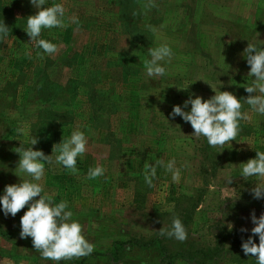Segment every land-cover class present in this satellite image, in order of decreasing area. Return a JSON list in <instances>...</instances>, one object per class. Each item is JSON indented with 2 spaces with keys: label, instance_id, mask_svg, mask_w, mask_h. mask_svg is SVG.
<instances>
[{
  "label": "rangeland",
  "instance_id": "374dc122",
  "mask_svg": "<svg viewBox=\"0 0 264 264\" xmlns=\"http://www.w3.org/2000/svg\"><path fill=\"white\" fill-rule=\"evenodd\" d=\"M0 229V264H264L216 239L264 235V0H0Z\"/></svg>",
  "mask_w": 264,
  "mask_h": 264
},
{
  "label": "trees",
  "instance_id": "16d2710c",
  "mask_svg": "<svg viewBox=\"0 0 264 264\" xmlns=\"http://www.w3.org/2000/svg\"><path fill=\"white\" fill-rule=\"evenodd\" d=\"M119 69H121V79L120 80L123 84L124 88H131L132 93L138 90V81L140 79V73L137 70L136 72L133 71V73L130 75L128 73L129 68L126 65H121L119 64ZM234 87H238V85H235ZM243 86H240L239 84V90L240 88H242ZM92 91V88H91ZM248 93V89L244 88L241 91L240 95H235L233 92L231 93V97H232V104L229 108L228 114H226L225 118H223V120L221 121V124L219 125L221 130L220 131H224L226 129V126L229 124L230 120L233 119L234 115L237 113L238 109L243 105L244 99H245V95H247ZM105 95V93H104ZM84 97L86 98V101H89L88 103H93V99L94 96L90 95H84ZM93 109H95L94 104L92 105ZM214 130L211 131L209 133V135L205 138L206 142H213V136H214ZM173 232L176 235V229H173ZM0 235L3 237H9L8 232H4L0 229ZM171 237V233L167 234L166 236H164L163 238H161L160 240H165ZM217 242H218V246L221 248H223V246L225 245L224 243H226L227 241L231 242V247L230 249L232 251H246V250H255L256 252H264V235H257L255 237H244L243 235L237 233L236 231H230V232H225V230H221V233L219 236L216 237ZM160 240H153L148 244H137L142 246L143 248L145 247H150V246H155L157 249H159L162 253V256L164 259L168 260V257H180L183 258L182 255L179 254H168L165 250V247L163 245H161V241ZM133 242V241H132ZM134 243H138V242H134ZM125 244V243H124ZM119 244H115L114 245V249L113 251L115 252L118 248ZM223 251V249H221ZM220 250V252H222ZM200 255L201 257H196ZM215 253L214 254H202V253H195L193 254V257L190 258V262H194L193 264H207V261L210 260H216V258L218 256L215 257ZM196 257V258H194ZM170 259V258H169ZM196 259H199L200 261H195ZM168 264H173L171 262V260H169Z\"/></svg>",
  "mask_w": 264,
  "mask_h": 264
}]
</instances>
